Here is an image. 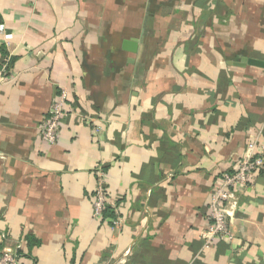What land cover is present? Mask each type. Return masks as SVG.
<instances>
[{
	"label": "crops",
	"instance_id": "0c3cea01",
	"mask_svg": "<svg viewBox=\"0 0 264 264\" xmlns=\"http://www.w3.org/2000/svg\"><path fill=\"white\" fill-rule=\"evenodd\" d=\"M249 58L264 62V0H0V253L264 264V166L237 189L235 239L202 238L217 177L264 144V67ZM99 171L114 206L97 219Z\"/></svg>",
	"mask_w": 264,
	"mask_h": 264
},
{
	"label": "built area",
	"instance_id": "2783aa9c",
	"mask_svg": "<svg viewBox=\"0 0 264 264\" xmlns=\"http://www.w3.org/2000/svg\"><path fill=\"white\" fill-rule=\"evenodd\" d=\"M3 76L0 69V78ZM65 90H61L52 101L48 109V117L41 125V138L54 144L57 140L61 120L65 114ZM264 166V144L257 139L248 141L243 156L235 163L230 171L222 172L216 179V186L211 194L208 205L209 224L202 233L205 245L213 240L232 242L235 233L231 227V220L238 207L237 189H247L254 180V174ZM93 190V216L97 219L107 206H114L106 197L104 186V173L97 174ZM115 222V221H114ZM124 257L113 264H124ZM0 264H21L20 256L16 249L5 248L0 253Z\"/></svg>",
	"mask_w": 264,
	"mask_h": 264
},
{
	"label": "water",
	"instance_id": "95a60500",
	"mask_svg": "<svg viewBox=\"0 0 264 264\" xmlns=\"http://www.w3.org/2000/svg\"><path fill=\"white\" fill-rule=\"evenodd\" d=\"M243 62H246V63L251 64V65H256V66L264 67V62L263 61H260V60H257V59L249 58V59L243 60Z\"/></svg>",
	"mask_w": 264,
	"mask_h": 264
},
{
	"label": "trees",
	"instance_id": "16d2710c",
	"mask_svg": "<svg viewBox=\"0 0 264 264\" xmlns=\"http://www.w3.org/2000/svg\"><path fill=\"white\" fill-rule=\"evenodd\" d=\"M110 207L109 206H107L105 209H109Z\"/></svg>",
	"mask_w": 264,
	"mask_h": 264
}]
</instances>
